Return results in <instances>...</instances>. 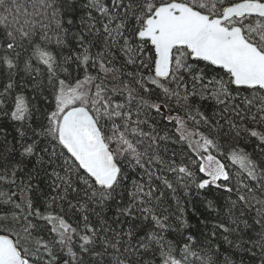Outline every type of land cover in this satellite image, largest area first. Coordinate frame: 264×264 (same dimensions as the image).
<instances>
[{
    "label": "snow or ice",
    "instance_id": "snow-or-ice-1",
    "mask_svg": "<svg viewBox=\"0 0 264 264\" xmlns=\"http://www.w3.org/2000/svg\"><path fill=\"white\" fill-rule=\"evenodd\" d=\"M0 116V264H264V0H0Z\"/></svg>",
    "mask_w": 264,
    "mask_h": 264
},
{
    "label": "trees",
    "instance_id": "trees-1",
    "mask_svg": "<svg viewBox=\"0 0 264 264\" xmlns=\"http://www.w3.org/2000/svg\"><path fill=\"white\" fill-rule=\"evenodd\" d=\"M25 77V81H26ZM26 94H31L30 89L27 90ZM39 106V105H38ZM37 119H39V114L37 113ZM19 123L15 121H11L10 119L0 116V142L4 140L5 137H7L8 141L11 142L13 140V137H17L16 128H19ZM171 128V125L168 126ZM255 141H251L247 143L246 150L249 153L253 152V147L255 145ZM245 145H241V147H244ZM169 154L171 153V150L174 148H178V146H174L169 144ZM230 163V162H229ZM233 171H236V168H233ZM163 191L164 189L161 188ZM180 196V204L185 209V216L188 220V223L191 227V231L198 235L206 244H210L212 247L219 246V250L221 253V260L219 264H222L223 259L225 256H227L229 259L236 262V264H240V261L243 260L244 264H252V261L250 260V256L248 254H245L242 250H235L230 249L229 245L225 242H223L222 238H212L210 241L207 240V237L209 233L211 232V223L214 221H205L204 216L201 215L202 212L205 211L203 205H199L195 203L196 197L193 193L189 197H184L182 192L178 193ZM214 195H220L219 193H215ZM225 198H227V193L223 194ZM213 198V197H210ZM232 199H235V196L231 197ZM224 201L221 200V203ZM170 206V211H173L176 209V203L175 200L172 199V193L170 191H166V205ZM212 215H215V213H212ZM233 237H229V239H232Z\"/></svg>",
    "mask_w": 264,
    "mask_h": 264
}]
</instances>
